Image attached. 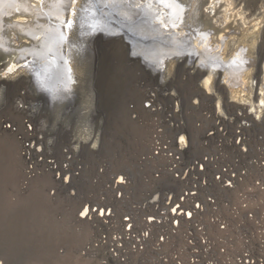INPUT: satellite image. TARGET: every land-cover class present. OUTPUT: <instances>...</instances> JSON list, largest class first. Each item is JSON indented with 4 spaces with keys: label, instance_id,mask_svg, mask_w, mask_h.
Wrapping results in <instances>:
<instances>
[{
    "label": "built area",
    "instance_id": "1",
    "mask_svg": "<svg viewBox=\"0 0 264 264\" xmlns=\"http://www.w3.org/2000/svg\"><path fill=\"white\" fill-rule=\"evenodd\" d=\"M250 68L243 83L201 77L191 127L177 89L169 107L151 94L149 148L130 167L100 164L105 191L78 208L79 221L96 225L85 254L96 252L99 264H264V59ZM63 154L61 170L44 162L68 184L85 166L71 169V152ZM35 159L30 177L43 158Z\"/></svg>",
    "mask_w": 264,
    "mask_h": 264
},
{
    "label": "rangeland",
    "instance_id": "2",
    "mask_svg": "<svg viewBox=\"0 0 264 264\" xmlns=\"http://www.w3.org/2000/svg\"><path fill=\"white\" fill-rule=\"evenodd\" d=\"M261 1L244 0L243 11L254 14ZM0 32V47L6 51L3 47L9 44L3 42V31ZM261 44L264 52V40ZM1 55L0 75L4 77L0 81V264H99L96 252L84 253L96 238V225L77 217L82 203L96 202V196L105 191L101 185L106 179L98 177L96 168L106 161L130 167L136 156L149 148L154 115L144 104L153 100L151 94L156 98L155 104L162 102L169 107L171 91L175 93L177 89L191 127L199 119V113L190 112L188 106L200 95L196 84L204 71L193 74L190 65L183 62L176 66L173 78L167 79L166 71L152 75L141 60L132 57L122 40H112L99 63L95 81L98 112L93 116L92 129L82 127L87 115L83 109L86 98L75 101L70 118L63 114L67 104H59L57 112L63 119L54 124L57 112L49 109L46 92L37 88L28 76L15 75L18 51ZM84 65L86 68L88 60ZM87 73L85 69V77ZM88 93L86 90L83 95L89 97ZM67 121L71 126L65 128ZM54 139L56 142L52 144ZM75 145L81 147L80 155L76 154ZM63 150L71 152V169L76 164L85 166L80 178L70 179L68 184L57 178L55 172L68 159ZM38 157L43 159L30 177L29 163ZM49 159L55 160V170L44 162ZM96 179L102 180L101 183L96 184ZM71 189L79 193L70 196Z\"/></svg>",
    "mask_w": 264,
    "mask_h": 264
},
{
    "label": "bare ground",
    "instance_id": "3",
    "mask_svg": "<svg viewBox=\"0 0 264 264\" xmlns=\"http://www.w3.org/2000/svg\"><path fill=\"white\" fill-rule=\"evenodd\" d=\"M242 2L0 0V31H3V42L9 44L3 47L6 51L0 47V54L18 51L15 75L28 76L37 88L46 92L50 110L57 112L59 104L66 103L68 108L63 114L70 118L75 101L86 98L83 109L87 115L82 127L94 129L99 63L106 46L115 39L122 40L130 48L132 57L141 60L152 75L166 71V78H173L176 66L186 62L196 70L194 74L204 71L202 75L208 80L202 85L217 75L243 83L250 67L264 59L261 44L264 0L254 14L244 12ZM85 60H88L86 68ZM201 82L202 79L197 81V87ZM86 90L89 97L83 95ZM56 114L53 123L57 125L63 118L59 112ZM64 123L65 128L71 126L69 122Z\"/></svg>",
    "mask_w": 264,
    "mask_h": 264
}]
</instances>
